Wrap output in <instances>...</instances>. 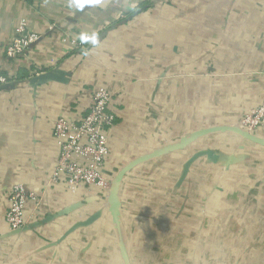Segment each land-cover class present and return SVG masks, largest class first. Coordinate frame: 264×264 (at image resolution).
<instances>
[{
	"label": "crops",
	"instance_id": "1",
	"mask_svg": "<svg viewBox=\"0 0 264 264\" xmlns=\"http://www.w3.org/2000/svg\"><path fill=\"white\" fill-rule=\"evenodd\" d=\"M148 1L0 0V264H264V129L241 130L264 97V0ZM23 19L43 34L39 82L5 56ZM81 34L98 43L72 46ZM97 87L114 94L113 213L97 191L43 187L53 120L83 116ZM18 183L43 199L12 231Z\"/></svg>",
	"mask_w": 264,
	"mask_h": 264
},
{
	"label": "built area",
	"instance_id": "2",
	"mask_svg": "<svg viewBox=\"0 0 264 264\" xmlns=\"http://www.w3.org/2000/svg\"><path fill=\"white\" fill-rule=\"evenodd\" d=\"M168 3L170 0H160ZM41 32L30 29L26 20H21L13 37L5 46V56L14 66L21 62L28 64L31 74L44 73L41 64L32 62L30 52L42 39ZM74 47L87 51V43H81L79 36L69 39ZM16 80V79H15ZM8 83V77L0 76V85ZM113 93L106 88L97 87L93 92V101L87 112L71 121L63 116H58L54 122V139L58 148V160L52 172L49 183L44 185H62L72 195L93 194L99 192L109 202V198L119 184L110 178L107 163L110 157L111 137L110 130L116 123V114L110 110ZM264 129V97L261 103L252 108L241 119V130L250 136L258 134ZM117 181V182H116ZM42 194L29 190L24 184H15L8 196V207L5 219L10 229L20 230L25 228L29 220L25 213L29 201H34L39 207Z\"/></svg>",
	"mask_w": 264,
	"mask_h": 264
},
{
	"label": "clouds",
	"instance_id": "3",
	"mask_svg": "<svg viewBox=\"0 0 264 264\" xmlns=\"http://www.w3.org/2000/svg\"><path fill=\"white\" fill-rule=\"evenodd\" d=\"M104 0H70L69 7H75L78 11L83 10V6L85 4H92V5H103ZM81 40V43H91L93 45H96L98 43L97 37L95 35H87V34H81L79 37Z\"/></svg>",
	"mask_w": 264,
	"mask_h": 264
},
{
	"label": "water",
	"instance_id": "4",
	"mask_svg": "<svg viewBox=\"0 0 264 264\" xmlns=\"http://www.w3.org/2000/svg\"><path fill=\"white\" fill-rule=\"evenodd\" d=\"M43 74H45V73H43ZM43 74L36 75V76L32 77V78H33V81H35V82H39ZM42 78H43V77H42ZM4 85H5V84H4ZM5 86H7V85H5ZM114 192H115V191H114ZM114 192H113V194L111 195V197L109 198V205L111 206V212H112V213H113V211H115L114 206H117V205L120 204V203H119V200H118L117 197L115 196Z\"/></svg>",
	"mask_w": 264,
	"mask_h": 264
},
{
	"label": "trees",
	"instance_id": "5",
	"mask_svg": "<svg viewBox=\"0 0 264 264\" xmlns=\"http://www.w3.org/2000/svg\"><path fill=\"white\" fill-rule=\"evenodd\" d=\"M156 1H157V0H156ZM149 2L151 3L150 6L152 7L153 4L155 3V0H150V1H148V3H149ZM139 8H141V7H139ZM143 10H144V8H143ZM130 14H131V13H130ZM87 45H88V44H87Z\"/></svg>",
	"mask_w": 264,
	"mask_h": 264
}]
</instances>
